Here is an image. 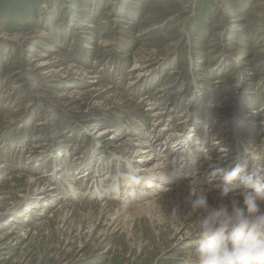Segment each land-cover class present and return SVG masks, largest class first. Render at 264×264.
<instances>
[{"label": "rangeland", "instance_id": "374dc122", "mask_svg": "<svg viewBox=\"0 0 264 264\" xmlns=\"http://www.w3.org/2000/svg\"><path fill=\"white\" fill-rule=\"evenodd\" d=\"M0 35L18 40L0 38V264H188L199 211L164 196L183 179H133L151 147L130 154L166 138L167 153L191 146L175 153L188 177L206 154L241 176L264 166V0H0ZM108 201L150 204L108 220Z\"/></svg>", "mask_w": 264, "mask_h": 264}, {"label": "clouds", "instance_id": "9594fccd", "mask_svg": "<svg viewBox=\"0 0 264 264\" xmlns=\"http://www.w3.org/2000/svg\"><path fill=\"white\" fill-rule=\"evenodd\" d=\"M227 153L224 149L223 154ZM208 157V167L212 168ZM245 173V166L231 162L215 168L208 187H202L197 177L186 185L184 204L186 216L199 210L191 221L190 234L196 246L190 250L188 264H264V166ZM240 177L241 189L229 195V185ZM163 178V173L152 178ZM227 203L213 204L209 198L216 190ZM174 220L183 217L173 210Z\"/></svg>", "mask_w": 264, "mask_h": 264}, {"label": "bare ground", "instance_id": "6f19581e", "mask_svg": "<svg viewBox=\"0 0 264 264\" xmlns=\"http://www.w3.org/2000/svg\"><path fill=\"white\" fill-rule=\"evenodd\" d=\"M117 21H120V20H117ZM146 31V30H145ZM37 35H41V34H37ZM0 38L1 39H4V40H16V37H8V36H3V35H0ZM16 41H18V40H16ZM25 41V40H24ZM50 62H51V59L49 60V59H45V60H41L40 62H38V63H36L35 64V66H34V69L37 71V72H39V73H41V74H43L45 77H47L49 74H48V70H47V66L50 64ZM70 66L72 65V64H69ZM69 65H67L68 67H69ZM137 67V66H136ZM65 69V67H61L60 69ZM68 68H66V70L64 71V72H67L68 70H67ZM133 69H135V68H133ZM58 71V70H57ZM82 72V71H81ZM84 72V71H83ZM91 72V70L90 71H86V75L88 74V73H90ZM53 75H55L56 73L55 72H53L52 73ZM137 74H138V72H137ZM136 74V75H137ZM60 75V74H59ZM64 75V74H63ZM84 75V74H83ZM139 75V74H138ZM94 76V75H93ZM51 79V78H50ZM130 83H133V81H131ZM20 84H16V85H14V87H18ZM97 88V87H96ZM102 88V87H101ZM165 88V87H164ZM96 90H98V89H96ZM75 92V91H74ZM74 92H67V93H65V92H60L59 94H57V96L59 97V100H61V101H63V102H65L66 104H70L71 103V101L69 102V99L72 97V95H73V93ZM105 92V91H104ZM81 93V92H80ZM88 93V92H87ZM75 95V94H74ZM73 95V96H74ZM79 95V94H78ZM96 97V96H95ZM80 98V97H79ZM94 99V98H93ZM92 99V100H93ZM66 100H68V101H66ZM93 120V119H92ZM260 121V120H259ZM39 123V122H38ZM261 124V123H260ZM140 125V124H139ZM261 125H263V123L261 124ZM101 130H105L104 128L103 129H101ZM160 130V129H159ZM102 132V131H101ZM174 132V131H173ZM106 133V136L110 133V130H105L104 132H102L101 134H99L97 137H100V136H102L103 134H105ZM104 136V135H103ZM105 136V137H106ZM167 136V135H166ZM188 139V138H187ZM194 139H196V138H194ZM193 138H191V141L192 140H194ZM134 140H136V138H125V139H122L121 140V142H120V145L122 144L123 145V147L124 148H130V149H132V148H134V147H132V145H130ZM146 140V139H145ZM144 140V144L146 145H148L147 147H142V148H145V149H140V148H138V149H132L133 151H131V154H130V156H132V155H134V156H137L138 157V155H141L142 153H144V152H147V150H146V148L148 149V147H151V149H150V152L147 154V156L146 157H144V158H141V159H135V161H138V160H140L141 162V164H138L139 166H141V168H139V170H137L139 173H141L139 176H136L134 173H133V175H132V178L133 179H143L144 177L145 178H150V179H152L154 176H156V172H159L160 173V171L163 173V176L164 175H167V176H174V179H176V177H178L177 179H179V178H181V179H179L178 180V182L180 183L181 182V180L183 179V184H178V185H176L175 187H173V189L172 188H168V193L166 192L165 194H164V196L165 197H167L168 196V198L169 197H172V196H170V194H172V193H181V192H186L187 193V188H186V185L188 184V182L189 181H186L187 179H193V178H195L196 176L195 175H197V174H203V176L204 175H207V174H210V172H209V170H215V168L217 167V164H213L214 166L212 167V168H209L208 167V169L209 170H207V171H205L204 173H203V171L201 170V169H203V168H201L200 167V164H199V166H195V168L193 169V174H191V176H187V171H188V164H187V162H188V159H190L189 157H187V156H180V157H182V158H176V156H175V153L177 152V151H179L180 153H186L188 150H189V148L188 147H191L190 145L188 146V147H185V146H183V148L181 149V150H179L180 149V147L179 148H177V150H172V152L171 151H169L168 153L167 152H164V148L166 147V146H168L167 144H165V140H166V138L164 139V140H162L161 142H160V144L159 145H161L160 147L161 148H159L160 150H157V149H155V147H153L154 145H153V142H151V143H149L148 141H145ZM177 140H180V142L182 141V139H181V137L180 138H178ZM142 141H143V139H142ZM217 141V140H216ZM212 142V141H211ZM215 142V141H214ZM183 143V142H182ZM35 144V143H34ZM196 144V143H195ZM38 145V144H37ZM211 145V144H210ZM215 145V144H214ZM128 146V147H127ZM173 147V146H172ZM157 148V147H156ZM200 149V146H198V145H196V149L195 150H197V149ZM221 148V147H220ZM170 150V149H169ZM219 150V149H218ZM217 150V151H218ZM168 151V150H167ZM155 152H157L158 153V158L156 157V155H154L155 154ZM162 153H164V155L162 154ZM171 153H173L174 155H173V158L176 160V163H174V164H172V165H170V166H168V168H172L173 170H170V169H168L166 166H164V164L166 163H164V162H162V159H160L161 157H163V158H166V155H170ZM210 153H211V151H210ZM216 153V152H215ZM194 155L196 154V153H193ZM193 155V156H194ZM210 155H207L206 154V158H208ZM212 157V156H211ZM178 160H180V161H178ZM216 160V159H215ZM145 162H149V163H145ZM143 163V164H142ZM168 163V162H167ZM202 163H203V160H202ZM204 164V163H203ZM203 164H201V165H203ZM252 164V163H251ZM250 167V166H249ZM4 168V166L3 165H1L0 164V169L2 170ZM207 167H205V169H206ZM256 169V166L254 165V168H253V171ZM175 175H174V174ZM82 174V173H81ZM12 177H9L10 179H13V175H11ZM203 176H201V177H198V178H202L203 179ZM211 176V174L209 175V177ZM208 177V178H209ZM239 177H237V179H238ZM27 179H31V178H29V177H27ZM156 180V179H155ZM184 180H185V182H184ZM191 181V180H190ZM214 183H215V181H213ZM135 185H136V183H131V188L133 187V188H135ZM168 185H170V184H164V182H157V183H154L152 186H153V188L155 189V190H157V189H162V190H164L165 191V186H168ZM173 185H175V184H173ZM236 186V184H234V185H230V187L231 188H234ZM70 187H73V185L71 184V186ZM76 188V187H75ZM74 188V189H75ZM167 190V189H166ZM48 191H45V192H41L42 194H44V195H47L46 193H47ZM220 190L219 189H217L216 190V192L215 193H213V196H211L210 198H209V202L210 203H213V204H224V203H227V197H222L221 195H220ZM234 192H239V191H233L232 193H234ZM130 193H132V192H130ZM135 194H133V195H136V191L134 192ZM139 193H142L143 194V189H140L139 190ZM232 193H230L229 195H231ZM148 194H150V193H146V195H148ZM50 195V194H49ZM179 195H184L185 196V193L184 194H179ZM163 197V196H162ZM161 197V198H162ZM38 198H40V197H38ZM127 198H129V197H127ZM41 199H43V198H41ZM158 199H160V198H158ZM166 199V198H165ZM172 200V198H169V200ZM178 199V198H177ZM176 199V200H177ZM133 200V199H132ZM134 200H135V198H134ZM164 200V199H163ZM168 200V199H167ZM179 200V199H178ZM35 201V200H34ZM151 201V200H150ZM63 202H65V201H63ZM68 202V201H67ZM36 203V202H35ZM106 204L104 205H102V206H99V208L98 209H100V214L103 216L104 214H106V219H108V220H112V217H114L113 215H115L116 213H117V211H119V212H122V211H128L129 213H133V212H136V211H138V209H144V207L145 206H148V204H150V203H145V204H143V203H137V204H135V205H133V206H130V207H122V208H114V207H112V206H114V205H112V206H110L111 204L109 203V201L108 202H105ZM62 204V203H61ZM65 204H67V203H65ZM110 204V205H109ZM132 204H133V202H132ZM40 205H42V204H40ZM68 206H70V205H68ZM153 206V205H152ZM59 207H61V205L59 206ZM116 207V206H115ZM119 207V206H118ZM150 207V206H149ZM68 208V207H67ZM146 208V207H145ZM61 210H63V209H66V206H63V207H61L60 208ZM29 210H31V208L29 209ZM146 210V209H145ZM197 211H199V210H197ZM58 212H60V211H58ZM139 212V211H138ZM141 212V211H140ZM186 212H188V209L186 210ZM142 213V212H141ZM195 212H193L191 215H188L187 217H186V220L187 219H189L193 214H194ZM121 214V213H120ZM118 216V215H117ZM190 216V217H189ZM119 217V216H118ZM27 218V217H26ZM110 218V219H109ZM117 219V218H116ZM29 220V219H28ZM27 220V221H28ZM110 222V221H109ZM188 222H191V221H188ZM189 224V223H188ZM186 227V226H185ZM179 228V227H178ZM181 228V227H180ZM190 228V227H189ZM11 232H13V231H10V233ZM190 232V230H188V233ZM24 233V232H23ZM186 233H187V231H186Z\"/></svg>", "mask_w": 264, "mask_h": 264}]
</instances>
